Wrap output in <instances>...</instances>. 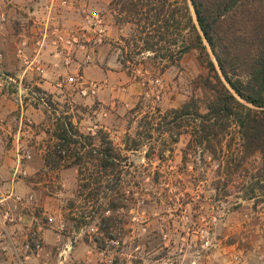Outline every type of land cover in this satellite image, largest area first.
Listing matches in <instances>:
<instances>
[{
    "label": "rangeland",
    "instance_id": "obj_1",
    "mask_svg": "<svg viewBox=\"0 0 264 264\" xmlns=\"http://www.w3.org/2000/svg\"><path fill=\"white\" fill-rule=\"evenodd\" d=\"M6 1L11 8L7 26L16 35H27L31 24L25 10L29 5L19 7ZM38 2L35 0L31 9ZM108 3L109 0H76L75 6H80L78 19H84L85 10L98 13L108 25L101 44H108L111 36L116 39L111 44L107 66L113 72L111 80L89 81L100 87L95 96L89 97L81 96L78 87L67 86L59 90V97H52V106L46 104L51 95L34 89L25 93L26 100L33 106L38 104L42 112L47 109L50 115L53 108L56 116L66 112L82 133L95 135L103 130L122 148L125 134H133L147 112H165L189 100H196L204 112L208 97L204 82L210 76L206 54L216 62L207 47L192 49L178 65L164 71L148 55H134L132 61L121 65L119 60L125 55L120 50V39L131 30L130 26L116 25ZM23 39L19 37L16 43ZM11 86L16 90V84L8 80L6 87ZM45 122L44 117L38 133L26 138L24 144H17V150L28 149L32 159L26 164L27 168L30 166L27 177L14 181L24 183L29 191L16 190L33 195L36 214L44 224L46 216L53 219L44 230H50L58 242L66 238L74 244L78 236L93 246L94 257L89 264H264V176L257 173L261 166L258 154L232 173L233 160L227 169L223 167L228 163L225 159L221 164L201 153V149L194 153L193 148L187 149L185 134L175 144L167 142L161 147L154 143L156 149L164 148V152L159 159L160 149L156 150L151 163L144 157L149 143H144L140 151L131 155V161L142 164L145 176L158 174V182L150 185L151 180L139 181L133 191L140 200L139 206L124 220L123 228L117 227L113 236H95L97 221L86 224L74 219L80 212L91 210V205L85 206L75 195L76 170L43 166L48 139L45 130L49 124ZM232 135L230 143L234 149L238 136L234 130ZM13 148L11 141L5 146L6 150Z\"/></svg>",
    "mask_w": 264,
    "mask_h": 264
},
{
    "label": "trees",
    "instance_id": "obj_2",
    "mask_svg": "<svg viewBox=\"0 0 264 264\" xmlns=\"http://www.w3.org/2000/svg\"><path fill=\"white\" fill-rule=\"evenodd\" d=\"M109 10L116 25L131 30L120 39L125 55L121 65L134 55H148L164 71L192 49L207 47L216 64L207 53L210 76L204 82L208 92L204 112L196 100L165 112L158 109L157 114L147 112L135 132L125 134L122 148L103 130L82 133L66 112L56 116L55 108L50 115L43 110L49 122L43 166L75 169V195L85 206L91 205L90 212H80L74 219L97 221L95 236H113L139 206L133 192L139 181L158 182V174L145 176L142 164L132 162L131 155L149 143L144 157L151 163L160 149L155 144H175L183 134L188 136L187 149L194 153L201 149L221 164L225 159L227 169L233 160L232 173L258 154L257 173L264 176V0H111ZM46 104L55 105L52 96ZM233 130L238 136L234 149ZM158 151L160 159L164 148Z\"/></svg>",
    "mask_w": 264,
    "mask_h": 264
},
{
    "label": "crops",
    "instance_id": "obj_3",
    "mask_svg": "<svg viewBox=\"0 0 264 264\" xmlns=\"http://www.w3.org/2000/svg\"><path fill=\"white\" fill-rule=\"evenodd\" d=\"M10 1L19 7L29 5L30 8L26 9L25 12L31 25L28 28L29 33L27 35H16L10 27L6 26L0 36V52L4 55L3 60L0 61V184L10 182L12 178V167L15 165L17 144L19 142L24 144L26 138L36 135L39 126L43 122V112L39 107L35 108L30 104V100H26L27 94L25 92L38 88L52 97H59L60 92L55 87L57 80L73 74L81 75L84 82L111 80L113 72L107 66L110 65L111 61L109 57L111 44L116 41L111 36L108 44L95 45L94 52L90 51L89 53L92 57V63L89 65L83 64L85 53L77 50L75 52V63L67 68L63 65L62 50L52 43L53 36H49L41 51V58L46 70L43 76H40L37 72L20 66L15 58V47L17 46V39L22 36L23 40L27 41V51L30 52L33 47V34L44 29L47 16L41 14L40 17L43 20H40L38 16L34 17L35 12L31 7H34L35 0ZM77 5L74 8L54 14L53 19L49 22V31L55 25H62L67 29H79L89 39L94 40L97 37L96 34H92L94 31L86 26L83 17L82 19L77 18L79 17L77 9L80 8ZM35 23L38 24L36 25ZM8 80L16 84V90L12 86L10 89L6 87ZM32 93L33 91H30V94ZM25 121L32 123L34 127H30ZM9 141L12 142L15 149H5ZM12 164L13 166H11ZM29 168L30 166L27 168L28 171ZM14 187L22 192L27 193L29 191V188L22 182L14 183ZM41 238L45 246L46 256L43 257L40 264H89L93 261V246L89 247L88 244L78 239V236L75 238L76 242L74 241V244L66 238L58 242V239L50 230H44ZM0 264H7L1 255Z\"/></svg>",
    "mask_w": 264,
    "mask_h": 264
},
{
    "label": "built area",
    "instance_id": "obj_4",
    "mask_svg": "<svg viewBox=\"0 0 264 264\" xmlns=\"http://www.w3.org/2000/svg\"><path fill=\"white\" fill-rule=\"evenodd\" d=\"M75 3L76 0H39L36 9L33 10L34 17L38 16L40 20H43L40 15L45 14L47 16L46 26L44 29L34 32L33 47L30 52L27 51L26 40L19 42L15 47V58L21 67L43 76L46 69L41 58V51L49 36H53L52 43L62 50L65 67H71L75 63L77 50L85 53L83 64L92 63L89 53L90 51L94 52L95 45L103 42L108 31V25L98 13L82 11L86 26L97 36L94 40L89 39L79 29H67L62 25H55L49 31V22L53 19V15L61 10L74 8ZM10 10V2L0 0V36L8 24ZM3 57V53L0 52V61L3 60ZM67 86L78 87L79 93L83 97L95 96L100 89L99 85L93 82H84L79 74L59 79L55 84L58 90ZM31 159L32 156L28 149L21 152L17 150L11 180L0 184V255L7 264H40V261L46 256L41 234L44 227L50 225L53 219L46 216L47 223L44 224L36 214L33 195L30 193L21 194L14 187L15 180L27 177L26 164Z\"/></svg>",
    "mask_w": 264,
    "mask_h": 264
}]
</instances>
